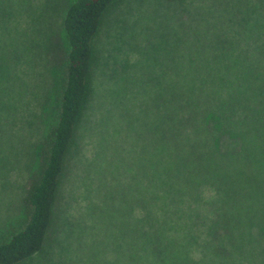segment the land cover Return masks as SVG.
I'll return each instance as SVG.
<instances>
[{
    "label": "trees",
    "instance_id": "1",
    "mask_svg": "<svg viewBox=\"0 0 264 264\" xmlns=\"http://www.w3.org/2000/svg\"><path fill=\"white\" fill-rule=\"evenodd\" d=\"M118 1L70 2L61 24L67 44L61 71L56 48L50 52L41 31L42 15L30 8L32 0H0V81L4 82L0 95L5 94V81L15 80L16 75L19 78L6 107L9 116L0 120L2 168L14 146V141L5 140V134L14 128L18 131L21 114L23 120L31 115L33 124L41 118L43 107L49 109L51 94L63 80L60 102L55 104L58 110L53 112L56 123L42 147L38 171L24 199L26 223L0 244V264L65 261L66 245L75 237L70 215L74 187L66 179L73 164L84 160L92 123L96 124L93 117L103 105L94 91L96 44ZM169 1L180 6L186 0ZM197 16L169 27L174 35L170 32V39L160 36L163 49H155L154 36L141 50L133 47L116 66L114 80L132 94L144 129L125 165L132 169L128 184L112 198L111 203H116L112 213L101 217L107 228L101 231L111 240L113 253L105 264H264V84L248 82L234 87V83L211 75L225 67L222 56L237 63L245 57L248 60L237 46L227 48L229 38L210 40L215 45L209 53L184 51L178 32L185 27L192 32L194 26L196 33ZM9 21L10 29H6ZM231 23L232 36L237 38L244 25ZM125 28L131 32L130 27ZM148 30L136 22L140 34ZM18 50L28 55L25 72L14 65L23 57ZM158 54L165 55L162 59ZM152 68L158 71L152 73ZM31 69L37 71L42 86L27 113L24 96L18 95L29 92V80L34 78ZM147 73L152 75L147 77ZM41 131L38 125L33 135L40 136ZM226 133L239 140L221 144L225 154L221 155L217 143ZM37 143L32 144L30 155ZM96 241L93 236L87 245L90 253H76L77 264H91L97 252L101 255Z\"/></svg>",
    "mask_w": 264,
    "mask_h": 264
},
{
    "label": "rangeland",
    "instance_id": "2",
    "mask_svg": "<svg viewBox=\"0 0 264 264\" xmlns=\"http://www.w3.org/2000/svg\"><path fill=\"white\" fill-rule=\"evenodd\" d=\"M17 1L13 0V3ZM71 1L32 0L30 4L34 12L42 15L41 31L47 37L50 52L54 53L56 48L55 55L59 65L62 66L61 71H64L67 51L61 24ZM212 8L214 12L208 11ZM194 14L195 16L198 14L196 33L193 32L194 26L191 27L193 33L187 27L178 32L186 46L184 51L209 53L215 45V42L210 40L220 37L226 40L229 38L230 41L225 44L227 48L232 49L237 46L249 56L248 60L245 57L242 62L237 63L222 56L221 64L225 67L212 71L211 75L224 82L234 83V87L248 82L264 84V0H186L180 6L169 0H119L110 11L96 44L94 91L96 96L101 97L103 105L93 117L96 124L92 123V139L85 146L84 160L73 164L66 179V183L68 180L74 187L75 203L70 215L71 222L74 224L72 230L75 237L66 245L68 252L63 264H77L76 253L83 254L85 250L90 253L87 245L91 243L93 236H97L98 241L95 244L98 245V249L100 247L101 255L97 252L95 259H91L93 261L91 264H105L106 261L113 259V253L109 247L111 240L108 239L106 231H101L107 229L102 224L101 217L103 213H112L113 207L115 209L116 206V203H111L112 198L116 199L118 191L128 184V176L132 169L125 165L130 162L134 146L138 145L137 139L142 137H138V134L144 129L137 114L140 109L137 104L134 105L132 94L114 80L117 78L116 66L121 64V61L124 62L128 52H132L134 48L141 50L145 41L153 40L154 36H156V41L153 42L155 49H163L159 45L160 36L170 39L171 33L174 35L171 26H175L179 20L191 22ZM136 22L140 27L149 28V30L140 34L136 31ZM231 22L244 25L237 38L232 36ZM9 27L10 21L6 29H10ZM125 27H130L131 32L126 31ZM197 36L199 38H196ZM18 46L23 47V44ZM18 54L23 57H18L20 60L18 62L15 60L14 65L20 72H25L28 70L25 65L27 63L25 57L28 55L23 50H18ZM158 55L163 59L165 54ZM152 69V73L158 71L155 68ZM149 70L147 66V71L150 72ZM152 73H147L146 76L149 77ZM30 74L34 78L29 80L31 85L29 92H20L18 95L21 98L24 96L27 113H30V105H35L32 97L42 86L37 71L31 69ZM18 79L16 75L15 80L5 81L6 85L3 86L5 94L0 95V120H6L7 115L9 116V108L6 107L11 104L8 102L10 96L14 95L11 89L16 88ZM0 83L4 85V82L0 81ZM62 84L61 78V84L59 82L56 93L51 94L49 109L43 107L41 118H36L33 124L30 121L34 119L31 115H27L28 118L23 120L24 115L21 114L18 131L14 128L12 132L4 136L5 140L14 141L11 143L14 146L8 152L12 157L9 158L7 154L5 165L3 168L0 166V244L9 239L12 233L21 230L26 223L28 206L24 199L26 192L28 193L30 189L31 179L38 171L42 147L45 146L48 133L56 123L53 112L58 110L55 104L60 102ZM11 86L13 87L10 88ZM147 97H142L141 100L145 101ZM15 117L17 119L16 115ZM138 117L139 121L136 124ZM87 121L88 119H86V125ZM38 125L42 129L40 136L33 135ZM18 133L21 135L16 139ZM225 135V138L221 136V142L217 143V151L221 155H225L220 151L221 144L225 145L227 140L232 141L237 138L231 134ZM23 137L25 141H22ZM238 140L239 138L234 141ZM36 142H38L37 147L35 146L36 150L30 155V148ZM50 247L51 245L47 248ZM54 247L58 252V245Z\"/></svg>",
    "mask_w": 264,
    "mask_h": 264
}]
</instances>
